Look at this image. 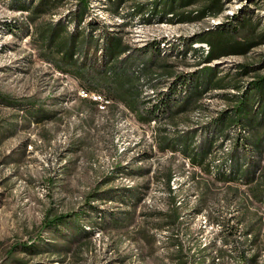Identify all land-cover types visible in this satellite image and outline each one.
<instances>
[{
    "label": "rangeland",
    "instance_id": "obj_1",
    "mask_svg": "<svg viewBox=\"0 0 264 264\" xmlns=\"http://www.w3.org/2000/svg\"><path fill=\"white\" fill-rule=\"evenodd\" d=\"M31 2L0 0V264H264V140L253 150L250 133L219 127L264 76V0H89L80 28L93 23L100 46L86 63L100 68L102 36L120 37L135 109L82 95L39 55L35 24L73 31L77 0L35 23ZM191 74L207 78L199 96L182 88L169 111L141 119ZM185 143L210 144L201 165ZM238 154L249 176H218Z\"/></svg>",
    "mask_w": 264,
    "mask_h": 264
},
{
    "label": "trees",
    "instance_id": "obj_2",
    "mask_svg": "<svg viewBox=\"0 0 264 264\" xmlns=\"http://www.w3.org/2000/svg\"><path fill=\"white\" fill-rule=\"evenodd\" d=\"M61 0H33L26 6L28 9L29 18L31 22H36L38 14L50 11L55 8ZM78 7L74 12L73 17L68 15V24L70 21L75 22V28L73 31L67 29L66 23L62 21L45 24H35L36 42L39 49V55L45 60L52 63L57 69L62 72L68 73L75 79H77L84 87V91L95 92L99 95H103L106 99H117L126 104L129 108L135 109L136 97L140 93V88L134 80V76L126 69L116 67L119 56L127 51L126 46L122 44V39L116 35H104L105 40V61L104 64L97 68L94 64H87V54L90 49L97 50L100 46V38L93 32V23L89 22L87 28H80V23L83 21L84 15L89 10V0H77ZM111 5H118V0H109ZM101 37V38H102ZM93 47V48H92ZM211 51V55H213ZM82 58V60H80ZM201 75L180 76L176 82L169 87L168 92H161L158 94L156 101L151 107L146 108L148 116L141 119L147 121L151 117L156 116V112H167L172 105L179 102V98L176 97V93L181 92L182 88H185L186 93L192 96L195 93L199 96L201 93L198 91L199 87H207L208 81L201 79ZM192 80V81H191ZM192 82V85L189 83ZM253 89L248 93L243 91L242 95L232 107V112L226 114L228 117L220 118L221 129H224L227 125L226 131L229 129L235 130V132L242 136V132H247L252 135L253 150H260V143L264 140V76H261L251 83L250 87ZM191 93V94H190ZM175 96V98L173 97ZM182 99V98H181ZM180 99V100H181ZM218 122V119H217ZM221 129L213 134V138L221 135ZM212 138V139H213ZM240 142L237 141V145ZM172 146V145H171ZM210 149L208 146L202 147L199 152L194 150L190 151L188 144H184V153L192 160L194 164H202V160L206 155V152ZM243 150V149H242ZM243 150L242 153H245ZM240 153V152H239ZM241 154V153H240ZM241 155L234 157L230 170L232 174H228V177L224 175V171L221 168L217 169V175L224 180H238L242 177L249 176L248 169H242L244 162H240ZM231 163L232 159H228ZM227 163V161L225 162ZM223 174V175H222ZM230 175V178H229ZM69 214H61L53 217L50 220H45L44 225L50 227L55 223L63 221Z\"/></svg>",
    "mask_w": 264,
    "mask_h": 264
},
{
    "label": "built area",
    "instance_id": "obj_3",
    "mask_svg": "<svg viewBox=\"0 0 264 264\" xmlns=\"http://www.w3.org/2000/svg\"><path fill=\"white\" fill-rule=\"evenodd\" d=\"M202 47L206 50V52H208V46L206 45V44H202ZM80 93L82 94V95H84V96H88L89 94H91L92 95V97L93 98H95V99H101L102 98V96L101 95H99V94H95L94 92H91V93H87V92H85L84 90H80Z\"/></svg>",
    "mask_w": 264,
    "mask_h": 264
}]
</instances>
